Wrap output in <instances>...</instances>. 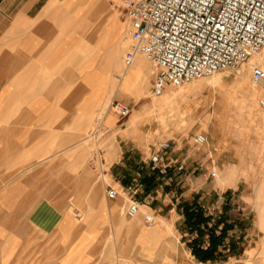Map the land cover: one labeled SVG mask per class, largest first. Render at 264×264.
<instances>
[{"label": "crops", "instance_id": "0c3cea01", "mask_svg": "<svg viewBox=\"0 0 264 264\" xmlns=\"http://www.w3.org/2000/svg\"><path fill=\"white\" fill-rule=\"evenodd\" d=\"M80 8L77 0H0V264L29 255L42 256L43 264H264V216L257 210L263 187L251 177L264 175L259 101L220 121L203 157L212 166L194 169L198 176L192 171L185 183L171 178V169L120 164L114 184L135 182L129 196L160 223L128 217L119 199L99 186L91 190L87 161L98 145L86 138L98 124L99 92H108L115 72L104 58L100 89L96 49L85 59L81 51ZM137 57L135 66L145 63L148 75L141 71L151 82L155 72ZM259 61L264 66V50ZM245 66L217 77L222 107L236 87L264 100V80L255 84ZM211 169L218 173L212 180Z\"/></svg>", "mask_w": 264, "mask_h": 264}, {"label": "rangeland", "instance_id": "374dc122", "mask_svg": "<svg viewBox=\"0 0 264 264\" xmlns=\"http://www.w3.org/2000/svg\"><path fill=\"white\" fill-rule=\"evenodd\" d=\"M99 3L100 6L96 12H89L85 16L83 15L81 51L85 59L91 50L95 51L96 49L94 56L98 59V83L101 89L103 88L101 86L105 83L103 81H106V78L102 77V74H104V58L106 59V55L113 47L121 46V41L125 39L122 37H125V34L121 33L122 29H125L128 36V46L123 48L120 61L131 46V38L129 34L130 24L121 8V0H101ZM262 55L263 51L251 57L247 64L236 70H244L245 65H249L250 69L255 64L262 67L259 61ZM254 58L256 60L252 62ZM144 60L149 67V73H153L154 68L152 65L145 58ZM89 64L94 67L96 62L93 61ZM137 64L143 70V73L148 75L146 64L142 61L137 62ZM231 71L225 70L211 77L191 80L179 87L168 86L158 97H153L149 94L153 79H151V82L144 80V89L141 95H135L134 93L112 95V92L101 93L100 90L98 97V124L93 125V130L90 131L86 138L89 145L95 142L98 145L97 147L93 146L87 161L88 167H92L89 179L91 190L95 186H99L106 195V190L109 187L124 189V187L128 186L114 184L112 179V174H114L115 178L119 176L120 164H125L126 167L134 168L139 172L146 170L155 171L151 167L150 157L156 151L157 144L164 140H169L171 144L170 148L162 153L161 163H164L168 169L176 173V175L170 176L171 178H176L177 181L185 183L188 181L186 178L189 173L193 174L192 171L194 169L212 166V159L209 158L208 161L204 160L203 157L208 153L207 149L211 141L217 140L219 136L220 121H224L236 112L250 108L249 103L253 100H260V97L255 96L253 99L249 94L240 92L236 87L230 106L222 107L219 103L221 99L220 88L215 87V83L218 76H220L222 81L223 76ZM114 72L113 80L116 81L118 79L116 74L120 73V70L115 69ZM249 85H252V77ZM225 88L226 86L224 85ZM112 100L129 104L131 108L129 114L125 117H120L111 108V110L108 108L107 112L103 113L101 111L103 105L106 101H109L110 104ZM107 116L112 118V123L107 121ZM97 127L98 129H103L102 132L96 133ZM198 134L206 136L207 142L205 144L199 145L196 142L195 137ZM127 147H129V152H126ZM122 151H125L124 153L127 156L134 155V159H127L125 154H121ZM113 161L114 164L111 166ZM211 171L214 170L211 169ZM194 172L193 176L197 177L196 172L198 171L195 170ZM148 177L150 176L145 175V178ZM216 177H218L217 171L216 176H210V179L212 180ZM251 177L255 179L254 181L261 179L262 183L260 185L263 188L260 193L264 195V175H251ZM167 180L168 178L166 182ZM168 182L171 183L170 181ZM129 185H136V183L133 182ZM134 192L129 195L134 194ZM129 195H121L117 198L120 201V208L125 206L123 213L126 216L129 200H134ZM257 210L258 216H264V205L257 207ZM146 213L153 214L157 224L161 222L156 214L150 210L142 209L139 212V216L143 217ZM147 242L152 244L155 242L152 234L147 233ZM90 256L92 258L97 256L96 248L90 252ZM25 257L27 258L26 261L21 260L18 264H43L42 256L29 255Z\"/></svg>", "mask_w": 264, "mask_h": 264}, {"label": "built area", "instance_id": "2783aa9c", "mask_svg": "<svg viewBox=\"0 0 264 264\" xmlns=\"http://www.w3.org/2000/svg\"><path fill=\"white\" fill-rule=\"evenodd\" d=\"M121 8L130 24L131 46L123 57L125 66L142 55L154 68L149 94L158 97L168 86L183 84L225 70H236L264 49V0H121ZM253 82L264 80L259 65L252 68ZM259 104L264 105L260 99ZM112 111L120 117L130 112V105L113 101ZM199 145L207 142L204 134L195 137ZM170 141L157 144L150 157L152 169L167 172L161 155ZM181 170V168H179ZM211 177L216 171H211ZM136 185L124 189L109 187L108 199L129 195ZM126 214L134 217L141 204L129 200ZM146 223L155 216L144 215ZM219 264H231L227 261Z\"/></svg>", "mask_w": 264, "mask_h": 264}, {"label": "bare ground", "instance_id": "6f19581e", "mask_svg": "<svg viewBox=\"0 0 264 264\" xmlns=\"http://www.w3.org/2000/svg\"><path fill=\"white\" fill-rule=\"evenodd\" d=\"M72 1H74V0H69L67 2V4L70 5V3H72ZM100 1L101 0H77V2H79V4L81 5L80 10L82 11V15H84V16H85V14H87L89 12H96L97 8L100 6L99 5ZM103 5H105V4H103ZM84 16H83V18H84ZM123 25H125V24H123ZM121 33L125 34V37L122 36L123 39L124 38L125 39H124V41H121L122 42L121 46H118L116 48L113 47L110 50V52H108V54L106 55V59H105V61L107 62L106 63L107 65H109L110 67L113 66V70H115V69H119L120 70V73L116 74V77L118 78L116 81H114L112 79L109 80L110 86H109L108 91L112 92V95H116V94H119V93H121V94H123V93H127V94L134 93L135 95H139V94L141 95V94H143V89H144L143 88V82L145 80V76L143 75V73L141 71V68L138 67V66H135V63H136L138 57H136V59L128 66L124 65L123 59L120 61L121 52H122L123 48L128 46L127 45L128 36L126 35L125 29L124 30L122 29ZM118 41H117V43H118ZM263 50H261L260 52H262ZM259 53H257V54H259ZM257 54H255V55H257ZM252 57H254V55ZM255 60H256L255 58L252 59V62H254ZM255 65H257V64H255ZM261 68L264 70L263 64H262ZM112 84H113V88H112ZM111 102H110V104H111ZM110 104H109V101H106V103L103 105L101 111H103V113H106L108 108H109V110H111L110 109ZM107 121L112 123V118H110V116H107ZM102 130L103 129H98V127H97L95 132L96 133H100V132H102ZM260 217H263V216H260Z\"/></svg>", "mask_w": 264, "mask_h": 264}]
</instances>
